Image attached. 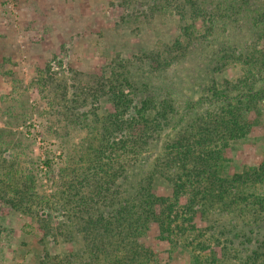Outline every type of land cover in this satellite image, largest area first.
<instances>
[{
  "label": "trees",
  "instance_id": "16d2710c",
  "mask_svg": "<svg viewBox=\"0 0 264 264\" xmlns=\"http://www.w3.org/2000/svg\"><path fill=\"white\" fill-rule=\"evenodd\" d=\"M121 5L127 10L124 23L140 15L178 17L179 36L137 54L135 61L114 57L77 88L84 100L110 96L113 109L92 121L99 142L80 183L90 182L92 190L77 191L65 206L67 218L56 226L40 222L43 239L53 235L82 245L59 258L46 253L42 264H172L164 244L189 251L192 264H233V259L264 264V158H253L242 172H228L232 143L255 129L264 131V0H122ZM184 61L200 65L205 75L199 98L181 103L169 85L156 82V74ZM234 65L241 66V75L219 82L216 73ZM116 157L124 166L113 173ZM126 167L139 178L144 174L132 190L125 185L131 181ZM156 178L170 186L167 193L156 189ZM23 203L9 201L13 209ZM6 214L0 204V220ZM230 215L229 223L243 237L249 221L258 226L243 256L231 250L235 241L222 224ZM1 234L0 224V239Z\"/></svg>",
  "mask_w": 264,
  "mask_h": 264
},
{
  "label": "rangeland",
  "instance_id": "374dc122",
  "mask_svg": "<svg viewBox=\"0 0 264 264\" xmlns=\"http://www.w3.org/2000/svg\"><path fill=\"white\" fill-rule=\"evenodd\" d=\"M121 2L0 0V204L7 211L0 220V264H42L46 253L59 258L82 245L53 235L43 239L40 227L43 220L56 226L67 218L65 206L77 191L88 194L92 190L90 182L80 184L99 142L92 121L107 116L113 104L110 96L84 100L77 88L114 57L135 61L137 54L171 44L179 36V19L170 15L153 20L140 15L138 21L122 22L127 10ZM241 73V66L234 65L215 76L222 82ZM203 74L200 65L184 61L163 75L156 74V82L169 85L180 102L186 103L188 98H199L196 91ZM231 155L229 174L242 172L253 158H264V131L255 129L246 139L233 142ZM123 164L116 157L112 172L120 171ZM126 168L131 181L125 185L132 190L144 174L139 178ZM156 181L158 191H169L166 182ZM21 199L24 207H17ZM10 200L17 203L16 208ZM232 218L224 217L222 224L235 241L231 250L236 248L241 251L237 255L243 256L252 247L247 239L256 237L258 226L249 221L252 226L242 227L243 237L229 223ZM162 247L171 249L172 264H192L189 251L169 244ZM233 260V264L239 261Z\"/></svg>",
  "mask_w": 264,
  "mask_h": 264
}]
</instances>
